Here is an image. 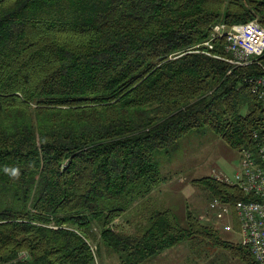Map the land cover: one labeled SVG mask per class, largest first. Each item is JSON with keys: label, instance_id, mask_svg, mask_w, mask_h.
<instances>
[{"label": "trees", "instance_id": "16d2710c", "mask_svg": "<svg viewBox=\"0 0 264 264\" xmlns=\"http://www.w3.org/2000/svg\"><path fill=\"white\" fill-rule=\"evenodd\" d=\"M249 20L264 27V0H0V261L96 264L101 245L140 264L199 239L258 264L190 211L181 223L143 204L166 178L158 156L192 131L237 151L254 132L264 142L244 81L260 69L195 51L216 22ZM191 181L212 198H249L213 176ZM136 203L131 229L117 228Z\"/></svg>", "mask_w": 264, "mask_h": 264}, {"label": "rangeland", "instance_id": "374dc122", "mask_svg": "<svg viewBox=\"0 0 264 264\" xmlns=\"http://www.w3.org/2000/svg\"><path fill=\"white\" fill-rule=\"evenodd\" d=\"M211 31V29H210ZM160 172L166 177L157 186L143 204L155 207L162 205L170 208L183 223V214L190 211L202 223L210 224L220 239L239 242L237 227L232 231H224L207 218L209 203L212 197L200 185L192 183V179L202 176L224 174L233 179V174L240 167V154L229 147L214 131L202 128L192 131L181 139L168 153L158 156ZM139 204L117 219V228L130 230V221L137 218ZM185 211V212H184ZM93 247L95 245L93 244ZM96 264H119L117 255L107 253L99 245L96 251ZM25 253L23 252L22 255ZM140 264H243L239 258L226 248L207 240H185L177 246L167 249Z\"/></svg>", "mask_w": 264, "mask_h": 264}, {"label": "built area", "instance_id": "2783aa9c", "mask_svg": "<svg viewBox=\"0 0 264 264\" xmlns=\"http://www.w3.org/2000/svg\"><path fill=\"white\" fill-rule=\"evenodd\" d=\"M219 38L223 39L227 57L211 54L214 41ZM199 46L202 48L196 52L224 59L231 68L256 65L260 69L244 81L250 84L251 92L259 99L264 130V27L256 20L232 24L218 21L211 26L208 38L195 47ZM253 139V148L238 150L240 167L234 172L233 179L221 173L213 176L217 181L237 187L249 198L230 203L214 197L209 203L207 218L224 231L235 229V221L239 243L249 248L258 264H264V142L258 140L256 132ZM25 258L21 253L17 258L0 261V264H18Z\"/></svg>", "mask_w": 264, "mask_h": 264}, {"label": "clouds", "instance_id": "9594fccd", "mask_svg": "<svg viewBox=\"0 0 264 264\" xmlns=\"http://www.w3.org/2000/svg\"><path fill=\"white\" fill-rule=\"evenodd\" d=\"M13 174H15V170L13 171Z\"/></svg>", "mask_w": 264, "mask_h": 264}]
</instances>
